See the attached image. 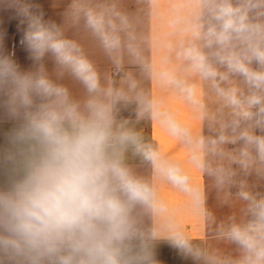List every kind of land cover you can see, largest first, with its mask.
I'll return each mask as SVG.
<instances>
[{"label": "clouds", "instance_id": "1", "mask_svg": "<svg viewBox=\"0 0 264 264\" xmlns=\"http://www.w3.org/2000/svg\"><path fill=\"white\" fill-rule=\"evenodd\" d=\"M63 2L57 23L27 0H0L17 8L32 60L23 69L0 52V119L13 122L0 144V264H158L161 240L195 264H264V0L171 6L159 57L124 0ZM130 107L134 119L122 115ZM145 121L182 157L146 136ZM206 180L234 209L224 219L207 207ZM163 186L186 198L200 236Z\"/></svg>", "mask_w": 264, "mask_h": 264}, {"label": "crops", "instance_id": "2", "mask_svg": "<svg viewBox=\"0 0 264 264\" xmlns=\"http://www.w3.org/2000/svg\"><path fill=\"white\" fill-rule=\"evenodd\" d=\"M27 3L33 5V10H42L45 13V19H51L57 23L62 22V11L64 8L63 0H27ZM183 0H155V3L149 5L148 0H124L127 9L136 13L141 23L142 30L146 34H150L152 38L154 55L161 56L164 52V45L170 39V29L168 26V10L173 5H180ZM35 6H39L37 9ZM21 17L15 6H0V52L10 55L12 41L15 39L13 34V26L20 22ZM21 23V22H20ZM24 26V25H23ZM25 27V26H24ZM71 34V33H70ZM76 38L80 39L89 55L96 61L102 70H108L109 65L100 53L95 43L90 40L84 33H76ZM11 56V55H10ZM16 63L23 69H28L32 65L30 53L26 46L22 47L15 59ZM49 70L52 64L48 63ZM158 96H164L166 107L174 112L178 119L186 121L190 119V114L186 106L176 97L165 94L160 89H155ZM122 115L134 119L133 108L123 111ZM131 115V116H130ZM133 115V116H132ZM13 122L6 119H0V144L5 140L7 134L11 131ZM138 127L144 130L146 136L153 138L155 142L162 148L171 153L175 158H181L182 152L178 151L175 142L167 136L157 124L150 125L149 122H142ZM250 183H256L255 177L249 178ZM206 183L207 207L218 220L226 218L234 210L227 205H222L219 201L218 193L212 187L210 182ZM257 190L264 192V181L257 183ZM233 193L236 189H232ZM162 196L169 202V205L176 217L183 222L193 236H200L199 219L194 215L192 208L188 204L186 198L177 193L168 186L161 188ZM226 251H231L234 246H224ZM155 255L158 264H195L191 258H185L177 249L171 246L167 241H159L156 244Z\"/></svg>", "mask_w": 264, "mask_h": 264}, {"label": "built area", "instance_id": "3", "mask_svg": "<svg viewBox=\"0 0 264 264\" xmlns=\"http://www.w3.org/2000/svg\"><path fill=\"white\" fill-rule=\"evenodd\" d=\"M23 30H24V26L20 22L14 24L12 31L15 36V39L12 41L11 49H10L11 50L10 55L13 60L16 59L18 51L22 47H24V45L21 43V40L23 38Z\"/></svg>", "mask_w": 264, "mask_h": 264}, {"label": "trees", "instance_id": "4", "mask_svg": "<svg viewBox=\"0 0 264 264\" xmlns=\"http://www.w3.org/2000/svg\"><path fill=\"white\" fill-rule=\"evenodd\" d=\"M131 116V115H130ZM133 116V115H132Z\"/></svg>", "mask_w": 264, "mask_h": 264}]
</instances>
